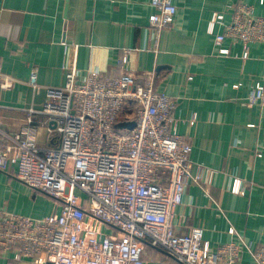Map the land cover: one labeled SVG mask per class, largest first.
I'll return each instance as SVG.
<instances>
[{
    "label": "crops",
    "instance_id": "crops-1",
    "mask_svg": "<svg viewBox=\"0 0 264 264\" xmlns=\"http://www.w3.org/2000/svg\"><path fill=\"white\" fill-rule=\"evenodd\" d=\"M171 1L174 21L156 34L149 26L155 11L150 0H0V68L15 80L11 89L0 90V125L32 134L41 146L58 145L57 133L48 130L54 125L40 114L27 123L26 109L41 107L46 86L63 85L69 61L81 79L88 71L118 75L117 59L128 50L125 70L139 80L144 72H155V88L175 99L177 131L191 143V171L214 172L205 188L186 186L175 208V229L203 228V240L212 248L239 241L230 227L250 246L264 244V110L244 104L264 73V42L250 43L245 57L243 45L226 37L220 47L228 54H221L207 30L215 12H223L228 22L230 7L238 3L264 16V0ZM222 30L216 23L214 32ZM33 70L36 89L28 84ZM193 113L196 119L189 124ZM9 167L0 170V208L32 217L56 209L54 199L15 176L16 165ZM236 178L242 185L233 193ZM142 244L144 264H180L162 248ZM13 255L0 254V264H44ZM234 264L254 262L245 251Z\"/></svg>",
    "mask_w": 264,
    "mask_h": 264
},
{
    "label": "built area",
    "instance_id": "built-area-1",
    "mask_svg": "<svg viewBox=\"0 0 264 264\" xmlns=\"http://www.w3.org/2000/svg\"><path fill=\"white\" fill-rule=\"evenodd\" d=\"M154 12L149 26L156 34L171 27L176 6L171 0H150ZM230 19L215 12L208 25L218 53L224 38L240 42L244 56L250 43L264 42V16L252 6L230 7ZM220 23L223 30L215 33ZM123 50L118 75L88 71L82 79L74 60L65 66L61 86H46L38 109L48 130L57 133L56 146H41L32 134H17L0 125V170L16 165L15 176L56 202V209L32 217L0 208V254L13 259L40 258L44 264H144L142 241L162 248L180 264H234L248 252L254 264H264V244L250 246L230 227V240L213 248L203 240V228L178 232L174 212L189 183L202 188L211 184L213 170L193 173L191 143L177 131L175 99L155 88V72L142 80L130 70ZM15 80L0 68V90ZM28 84L40 87L33 70ZM247 107L264 110V73L244 100ZM196 119L193 113L188 122ZM133 120L131 128L118 122ZM261 156L260 152H256ZM9 167V168H8ZM203 170V169H202ZM234 179L230 191L241 190ZM108 225L109 232L103 230Z\"/></svg>",
    "mask_w": 264,
    "mask_h": 264
},
{
    "label": "water",
    "instance_id": "water-1",
    "mask_svg": "<svg viewBox=\"0 0 264 264\" xmlns=\"http://www.w3.org/2000/svg\"><path fill=\"white\" fill-rule=\"evenodd\" d=\"M134 125H135V122L133 120L118 122L117 124L118 127H125L128 129H131Z\"/></svg>",
    "mask_w": 264,
    "mask_h": 264
},
{
    "label": "rangeland",
    "instance_id": "rangeland-1",
    "mask_svg": "<svg viewBox=\"0 0 264 264\" xmlns=\"http://www.w3.org/2000/svg\"><path fill=\"white\" fill-rule=\"evenodd\" d=\"M32 189H33V188H32ZM33 190H36V189H33ZM36 191H38V190H36ZM38 192H40V191H38ZM103 230L106 231V232H109V231H110V228H109L108 225H104Z\"/></svg>",
    "mask_w": 264,
    "mask_h": 264
}]
</instances>
